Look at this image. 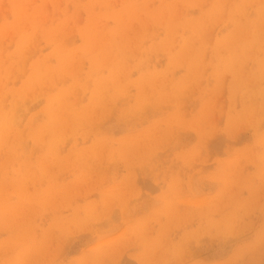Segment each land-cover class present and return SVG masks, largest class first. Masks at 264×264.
Segmentation results:
<instances>
[{"label": "rangeland", "instance_id": "rangeland-1", "mask_svg": "<svg viewBox=\"0 0 264 264\" xmlns=\"http://www.w3.org/2000/svg\"><path fill=\"white\" fill-rule=\"evenodd\" d=\"M0 264H264V0H0Z\"/></svg>", "mask_w": 264, "mask_h": 264}]
</instances>
